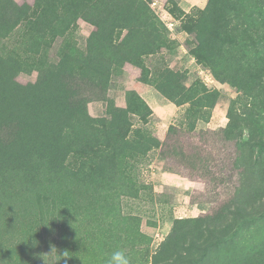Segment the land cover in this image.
<instances>
[{
	"label": "rangeland",
	"instance_id": "374dc122",
	"mask_svg": "<svg viewBox=\"0 0 264 264\" xmlns=\"http://www.w3.org/2000/svg\"><path fill=\"white\" fill-rule=\"evenodd\" d=\"M55 1L40 12L37 0H0V153L35 126L56 167L38 187L41 220L15 218L24 253L34 264H108L117 250L130 264H264V219L235 214L264 216V0ZM65 99L81 112L68 147Z\"/></svg>",
	"mask_w": 264,
	"mask_h": 264
},
{
	"label": "trees",
	"instance_id": "16d2710c",
	"mask_svg": "<svg viewBox=\"0 0 264 264\" xmlns=\"http://www.w3.org/2000/svg\"><path fill=\"white\" fill-rule=\"evenodd\" d=\"M40 1L41 0H37L36 5L41 9L40 12H45L46 8H44L42 4L40 5ZM59 4L60 1L56 0L54 2L55 8H58ZM83 19L86 20L87 17L83 15ZM131 94L132 92H127V101L128 98L130 100ZM136 97L138 98L139 102H141V105L151 115L152 111L149 106H147V104L141 99L139 95ZM63 102L69 110V115H66V122H64L66 123V125L58 133V135L60 144H62L63 141V147H68L70 138L69 136H67V134L72 128L73 121L81 116V112H79L80 105L77 104V100L72 101L71 99H65L63 100ZM24 103L25 102H21L20 104ZM38 104L43 109L52 110V107H54L55 104H57L58 106V99H54L49 102L47 100L41 99ZM26 106L33 110L37 107V102L34 100H29ZM60 106L62 108L59 109H63L64 111L65 108L63 107V105L60 104ZM6 107L8 106L6 105ZM130 107L131 106L129 103L128 109ZM42 108L38 109L37 111H40ZM123 109L124 108H121L120 110ZM133 111L140 112L138 109H133ZM48 116L51 117L52 114H48ZM63 116L64 115H61L59 118H62ZM2 118L4 117L0 113V119ZM11 122L19 121L15 118H11ZM31 127L32 134L26 136L25 138H19L18 144L15 148H12L13 151L11 153H9L8 155H3L2 153H0V264H34L32 260H30V255H26L24 253V249L22 248L23 243L19 239L17 232L13 231L14 226H16L15 218L16 216L21 214L24 217H27V219L31 222L38 223L41 220L40 208L43 200H45L46 198L42 194V192L38 190V187L41 182H43V180L50 178L48 173L54 174V171L56 170L54 161L46 157V152L44 153L43 149L40 148V146L36 147L35 145H45L47 142V140L45 139L47 137V134L44 132V130L41 131L35 126ZM2 128H5L7 134H10L8 127ZM0 142H3V140L0 139ZM158 145L160 146V144ZM159 146L155 148H158ZM261 148L262 151H260V153L263 154L264 144ZM49 153L52 152L49 151ZM19 154H23L24 159L21 160V163L19 164V166H17L16 159L17 155ZM100 166H102V160H100L98 167ZM19 168L24 169V171ZM51 181L52 183H54L55 178H52ZM28 192H32V194H28ZM235 214L238 218L237 220L241 221L244 225H249L255 223L256 221L264 219V216L259 217L262 214L259 216H257L256 214H249L239 205Z\"/></svg>",
	"mask_w": 264,
	"mask_h": 264
},
{
	"label": "crops",
	"instance_id": "0c3cea01",
	"mask_svg": "<svg viewBox=\"0 0 264 264\" xmlns=\"http://www.w3.org/2000/svg\"><path fill=\"white\" fill-rule=\"evenodd\" d=\"M140 84V86H136L135 87V89L138 91V94L147 102V103H149V105H150V100H152V98L153 97H151V94H152V92L149 94V88H147V85H145V84H142V83H139ZM154 96H155V94H154ZM154 100H155V103L156 104H158V105H163V102H161V101H157V98H155L154 97ZM116 101V100H115ZM117 103H118V105L119 106H121V107H123L124 105H125V101H124V99H122L121 101L117 98ZM162 108V107H161ZM177 108V107H176ZM175 108V109H176ZM170 110H172V113L169 115V117L168 118H170L171 117V119H172V117L175 115V110L174 109H171L170 108Z\"/></svg>",
	"mask_w": 264,
	"mask_h": 264
},
{
	"label": "clouds",
	"instance_id": "9594fccd",
	"mask_svg": "<svg viewBox=\"0 0 264 264\" xmlns=\"http://www.w3.org/2000/svg\"><path fill=\"white\" fill-rule=\"evenodd\" d=\"M108 264H130V260L123 250H117L111 254Z\"/></svg>",
	"mask_w": 264,
	"mask_h": 264
}]
</instances>
